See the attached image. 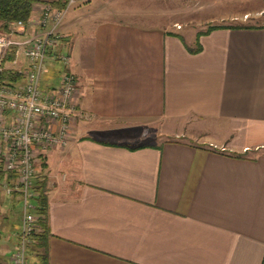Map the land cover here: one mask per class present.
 <instances>
[{
  "label": "crops",
  "instance_id": "1",
  "mask_svg": "<svg viewBox=\"0 0 264 264\" xmlns=\"http://www.w3.org/2000/svg\"><path fill=\"white\" fill-rule=\"evenodd\" d=\"M151 1L71 0L59 26L77 94L38 159L46 264H264V23L199 34Z\"/></svg>",
  "mask_w": 264,
  "mask_h": 264
},
{
  "label": "built area",
  "instance_id": "2",
  "mask_svg": "<svg viewBox=\"0 0 264 264\" xmlns=\"http://www.w3.org/2000/svg\"><path fill=\"white\" fill-rule=\"evenodd\" d=\"M70 2L61 7L42 2L36 14L9 22L7 30H0V75L19 76L13 82L0 78V192L18 202L20 216L10 264H28L27 249L39 229L33 189L38 159L48 149H61L70 136L77 84L59 32ZM17 52L24 64L16 62ZM46 61L60 63L61 69L56 83L42 87Z\"/></svg>",
  "mask_w": 264,
  "mask_h": 264
},
{
  "label": "rangeland",
  "instance_id": "3",
  "mask_svg": "<svg viewBox=\"0 0 264 264\" xmlns=\"http://www.w3.org/2000/svg\"><path fill=\"white\" fill-rule=\"evenodd\" d=\"M154 2L158 3L156 4L157 9L165 13L166 21L178 22L191 30L205 29L211 24L264 23V0H155ZM253 10H258V12H253ZM248 11L253 13H247L248 15L243 17L242 14ZM239 14L242 18L235 20L230 18L232 15ZM154 22L150 21V23ZM59 69H61L60 63L46 61L41 75V86L56 83V70ZM200 138H204V135ZM4 196L0 192V207L10 203L8 208L11 210L6 211L5 217L0 212V223H4L3 234L11 240L9 233L18 229L19 205L18 202H14L15 199ZM12 201L13 204H11Z\"/></svg>",
  "mask_w": 264,
  "mask_h": 264
},
{
  "label": "trees",
  "instance_id": "4",
  "mask_svg": "<svg viewBox=\"0 0 264 264\" xmlns=\"http://www.w3.org/2000/svg\"><path fill=\"white\" fill-rule=\"evenodd\" d=\"M36 0H0V30H7V24L15 20L25 21L31 13V5ZM51 4L61 7L63 4L61 2H50ZM248 27V24H218V25H208L200 33L208 32L214 28L219 27ZM12 54L6 55V59H11ZM57 72V70H56ZM55 76V75H54ZM1 79L6 81H16L19 80L17 74H2L0 75ZM43 163L40 164V167H43ZM34 191L36 192L35 209L34 214L37 216V225L39 226V231L34 234L33 241L27 249V262L28 264H46V245L44 240V231H45V179L38 178L35 180ZM14 199V198H13ZM16 200H14L15 202ZM13 203V201H12Z\"/></svg>",
  "mask_w": 264,
  "mask_h": 264
}]
</instances>
